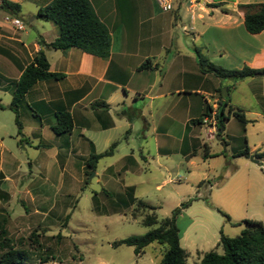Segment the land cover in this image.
I'll use <instances>...</instances> for the list:
<instances>
[{
	"label": "crops",
	"instance_id": "0c3cea01",
	"mask_svg": "<svg viewBox=\"0 0 264 264\" xmlns=\"http://www.w3.org/2000/svg\"><path fill=\"white\" fill-rule=\"evenodd\" d=\"M12 1L19 2L20 11L11 15L23 20L22 11H27L32 14L29 20L33 23L36 18H40L36 16L38 7L50 0ZM204 1L203 4L196 3L199 11L195 14L192 11L189 19L193 23L190 27L200 37L199 41L209 59L229 68L244 63L263 67L264 28L259 32H249L244 25L243 12L237 4L264 0ZM90 2L99 18L109 28L111 46L108 56H99L76 46H70L67 50L45 47L39 39L50 41L58 33L56 24L49 19L43 20L53 23L47 28L41 23L39 37L27 42L21 36L25 25L24 28H17L3 20L1 15L4 12L0 11V92H8L10 95L7 102H3L0 96V103L8 104L11 101L16 81L39 49L44 50L51 71L64 73L60 78L37 80L27 90L25 101L28 105H21L19 110L21 129L27 125V137L30 138L21 134L24 138L20 141L19 137L17 143L30 144L33 143L31 137H36L35 146L49 150L54 163L60 166L67 163L74 165L78 157L86 159L92 150L103 151L98 149V143L102 149L108 143L110 145L114 130L123 127L129 130L137 125L144 136L154 135L155 159L158 165L166 168L169 162L161 161L160 154L172 148L169 146V138L166 140L162 137L160 141L158 134L168 136L173 128L178 127L182 129L179 151L188 159L189 164H196L191 155L196 153L200 142L205 139L203 134L200 141L201 134L197 132V128L205 130L206 125L193 120L204 115L215 99H220L217 92L220 81L209 77L208 72L200 71L194 50L193 32L192 41L185 48L179 46V42L174 39L172 29L177 19L181 18L178 12L180 1L174 0V8L170 11L162 10L155 0ZM116 29H120V34L117 35L120 46L114 51L112 41ZM146 58H149L150 65L139 68L138 65ZM255 76H262L264 87V75L249 77L252 80ZM228 94V103L240 107V102L232 99V92L228 91ZM258 97L263 103L264 90L258 93ZM98 101L107 104L97 103ZM62 109L71 114L73 126L69 132L57 134L51 126L56 122V112ZM255 113L264 117V108L256 110ZM22 115L26 122L22 120ZM232 117L226 123L227 141L231 133L229 125ZM136 118L139 119L138 124ZM2 126L3 123H0V127ZM9 131L11 130H6V133H11ZM27 141L30 143H26ZM247 145L250 150L259 149L256 143ZM206 149L209 151L208 146ZM4 150L7 149L3 148V136L0 134V213L10 214L19 193L23 192L30 199L42 198L44 195L35 179L23 182L25 172L20 169V160L10 149L6 153ZM125 161L124 168L135 169L138 164L132 153L126 155ZM32 162V159L27 160L29 167ZM165 181L163 179L156 186ZM194 196L196 198L182 214L187 213L192 204H197L199 209L196 217L208 209L209 206L200 201V192ZM188 217L187 223L181 229L180 243L189 253L191 251L188 245L194 244L193 249L199 257L203 251L215 246L224 221L217 222L215 227L219 231L218 236L214 237L212 246L207 248L204 245L211 242L203 239L207 225L200 221L201 218L195 220L196 217L192 215ZM6 221L5 217V223ZM195 225L197 227L191 229L195 235L194 241L183 244L182 239L187 238L190 228Z\"/></svg>",
	"mask_w": 264,
	"mask_h": 264
},
{
	"label": "rangeland",
	"instance_id": "374dc122",
	"mask_svg": "<svg viewBox=\"0 0 264 264\" xmlns=\"http://www.w3.org/2000/svg\"><path fill=\"white\" fill-rule=\"evenodd\" d=\"M179 1L181 18L174 23V39L185 48L190 45L193 32L195 45L206 53L199 41L200 37L190 27L193 24L190 23V15L192 11L194 14L199 11V7L191 10L187 7V0ZM198 1L199 4L205 3L204 0ZM22 12L25 29L21 36L27 42L39 37L41 23L45 28L53 23L41 18H36L32 23L29 20L32 14ZM114 33L112 47L117 51L120 29ZM208 76L220 81L217 82L220 85L218 94L221 92L224 95L227 90L225 96L228 99V91L232 92V99L240 102L238 104H241L240 108L248 120L244 122L232 117L229 141L225 139L228 136V120H225L222 135L227 143L223 145L216 138L204 139L196 153L191 155L196 164H189L179 151L181 128H173L168 136L158 134L160 141L162 137L166 140L169 138L172 148L160 154L161 161L169 162L165 168L158 165L155 159L154 135L144 136L136 125L129 130L123 127L113 131L112 141H117L113 152L99 157L94 169L88 167L82 157H78L74 165L67 163L60 166L53 162L49 150L35 146L36 137H31L33 143L26 142L30 144L17 143L21 134H25L24 137L29 135L28 127L26 125L17 131L14 112L7 107L0 108L3 148L10 149L20 160V169L25 172L23 182L35 179L44 195L42 198L30 199L23 192L19 193L10 214L0 213V217L5 215L7 219L5 224L13 244L25 249L24 264H158L161 249L157 242L147 245L139 255L134 253L132 245L113 244L114 240L143 233L158 225H146L142 221L144 214L151 210L140 209L134 216L138 199L155 205L154 211L158 220H161L170 215L181 201L200 192V201L206 203L208 209L196 217L199 209L197 204H192L187 213L178 215L176 222L182 229L188 216L196 217L195 220L201 218L200 221L207 225L203 239L211 241L204 245L207 248L212 246L214 237L218 236L219 231L215 226L219 220L224 221L222 231L228 235H235L243 228L244 223L239 222L243 218H256L264 222V161L258 158L259 162L256 163L249 156H233L235 150L253 143L264 151V117L255 113L264 108V102L261 103L258 97V93L264 90L262 76H255L252 80L249 76L238 80L220 78L212 72H208ZM0 93L3 102L10 100L8 92ZM22 120L26 122L23 115ZM135 120L138 124L139 119ZM6 130H11V133H6ZM197 132L201 134V141L205 130L197 128ZM108 145L102 149L98 143V149L104 150ZM205 145L209 147L207 154H204ZM128 153H132L137 160L135 169L124 168ZM29 159L33 160L31 167L27 163ZM163 179L166 181L156 186ZM217 207L226 212L230 220ZM193 227L197 226L190 228L187 240L182 239L183 244L194 241ZM193 246L188 245L191 251L187 257L189 263L199 260Z\"/></svg>",
	"mask_w": 264,
	"mask_h": 264
},
{
	"label": "trees",
	"instance_id": "16d2710c",
	"mask_svg": "<svg viewBox=\"0 0 264 264\" xmlns=\"http://www.w3.org/2000/svg\"><path fill=\"white\" fill-rule=\"evenodd\" d=\"M215 4V3H214ZM237 7L242 10L244 15V25L249 32H259L264 28V1L242 2ZM0 11L10 14H18L20 11L19 2L12 0H0ZM36 16L42 19L52 20L58 29L54 39L46 41L39 39L45 47H52L67 50L70 46H76L84 51L99 55L108 56L110 54L111 34L108 26L97 15L90 0H50L43 6L38 7ZM197 63L201 72H212L220 78H230L238 80L246 76L256 74L264 75L263 67H253L244 63L241 67H225L209 59L201 48L194 45ZM149 58L143 60L138 67L149 66ZM63 72L51 71L49 62L43 49L37 50L30 62L23 68L15 88L11 101L8 104L0 103V107L10 108L14 112V120L21 129L20 106L26 104L25 93L34 82L45 78H60ZM220 99L215 111L217 120V133H223L224 122L230 116H235L241 121L246 122L244 111L228 103V99L223 93H219ZM223 97V98H222ZM97 103L106 105L104 101ZM209 110L211 106L209 105ZM209 110L206 112L208 113ZM205 113V114H206ZM203 116V115H202ZM201 117L194 119V122H201ZM73 126L71 114L68 110L62 109L56 112V122L51 126L57 133L69 132ZM24 137H20V141ZM222 139H224L222 135ZM117 141L114 140L101 152L92 150L85 163L94 169L99 157L113 152ZM227 141L225 140L224 144ZM207 146L204 147V154H207ZM206 150V151H205ZM263 159L264 151L259 149L250 150L248 145L233 152V156L245 155ZM196 196L189 197L176 205L170 215L158 220L155 205L142 199H138L134 208V216L140 209L151 210L143 216V223L154 225L148 230L139 234H130L120 239L114 240V245L128 244L133 246L136 255L142 254L150 243L157 242L161 249V258L158 264H264V222L256 218H243L239 222L244 223L243 228L235 235H228L220 229L219 239L215 246L203 251L199 260L189 263L187 257L189 251L180 243L181 229L177 225V217L190 205ZM227 220L230 216L221 208L217 207ZM34 234L33 232H31ZM219 247L221 250H219ZM26 259L25 249L15 246L8 235L5 225V217H0V264H24Z\"/></svg>",
	"mask_w": 264,
	"mask_h": 264
},
{
	"label": "built area",
	"instance_id": "2783aa9c",
	"mask_svg": "<svg viewBox=\"0 0 264 264\" xmlns=\"http://www.w3.org/2000/svg\"><path fill=\"white\" fill-rule=\"evenodd\" d=\"M155 1L164 11H170L174 8V0H155ZM187 2H188V8L191 10L196 6V3H199L198 0H187ZM1 17L3 20L12 23L14 26H16L19 29L24 28L23 20L17 16H13L8 12H4L1 15ZM217 105H218V100L215 99V101H213L211 105V109L209 110V112L204 114L201 118V122L206 125L205 134H204L205 139H213L217 134V120L215 117V111Z\"/></svg>",
	"mask_w": 264,
	"mask_h": 264
},
{
	"label": "water",
	"instance_id": "95a60500",
	"mask_svg": "<svg viewBox=\"0 0 264 264\" xmlns=\"http://www.w3.org/2000/svg\"><path fill=\"white\" fill-rule=\"evenodd\" d=\"M225 90H226V89H225ZM226 94H227V90H226V92H225L224 95H226ZM215 138H216L217 140L221 141L222 144H224L225 141L222 139V134H221V133H217L216 136H215ZM249 157H250V159L253 160L254 162H256V163L259 162V159L256 158V157H254L253 154H250Z\"/></svg>",
	"mask_w": 264,
	"mask_h": 264
}]
</instances>
